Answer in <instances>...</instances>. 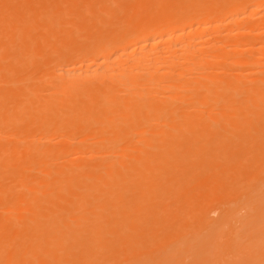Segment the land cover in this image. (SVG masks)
I'll return each mask as SVG.
<instances>
[{
	"label": "bare ground",
	"instance_id": "6f19581e",
	"mask_svg": "<svg viewBox=\"0 0 264 264\" xmlns=\"http://www.w3.org/2000/svg\"><path fill=\"white\" fill-rule=\"evenodd\" d=\"M158 1L64 57L51 7L0 0V264H264V0Z\"/></svg>",
	"mask_w": 264,
	"mask_h": 264
},
{
	"label": "rangeland",
	"instance_id": "374dc122",
	"mask_svg": "<svg viewBox=\"0 0 264 264\" xmlns=\"http://www.w3.org/2000/svg\"><path fill=\"white\" fill-rule=\"evenodd\" d=\"M51 1V2H50ZM54 1V2H53ZM76 1H77V3L79 4V6H78V4L76 3ZM86 1V2H85ZM92 0H41V2H42V6H46L47 8H50L52 11H51V14H52V18H53V29H54V31H55V29L57 30V31H55V33H54V40H55V45H56V51H57V53L58 54H60V53H64V54H62V55H64V57H66L65 55H67L68 54V51L70 52L71 50H72V52L74 53L75 51L77 52V51H80L81 49H83L84 48V46H86L85 47V49L87 50H89V51H87V55L88 56H93L95 53L93 52V49H92V51H91V49H90V47L92 48V47H96V43H97V40H100L101 39V37H103V35H102V33L104 32H106V35H108L109 34V31L110 30H108L109 28H110V26H108V29H107V25L109 24V25H111V29H115L116 27H122V18L124 19V18H126L125 16H122V13L124 14L125 12H126V10L127 9H129L128 7V5H130V6H138V8L140 9V11L145 7V9H143V10H148L149 8H147V7H149V5H150V7L152 6V7H155V5H156V1H158V0H123V1H121V2H124L123 4L120 2H118V1H120V0H100V2H101V4H102V2H103V5H100V2H99V0H96L97 1V3H96V1H92ZM129 1H130V3H129ZM137 3H136V2ZM153 1H154V3H153ZM176 1V2H175ZM207 2H205V5H204V3L202 4V3H199L200 2V0H183V2L181 3V4H179V3H177V0H162V4L160 5V0L158 1V4L157 5H159L160 6V10L162 11V12H164V13H169V12H175L176 10H178V9H180L183 13H187V14H191V13H198V12H200V11H202L205 7H207V6H212V4H216V5H220V6H223L224 4H226V1L227 0H225V2H224V0H221V2H220V0H212V4H211V0H206ZM213 1H215V3H213ZM49 2V3H48ZM68 2V3H67ZM80 2V3H79ZM95 2V3H94ZM132 2V3H131ZM135 2V3H134ZM139 2H140V4H139ZM171 4H170V3ZM192 2V3H191ZM217 2V3H216ZM223 2V3H222ZM46 3V4H45ZM105 3V4H104ZM118 3V4H117ZM128 3V5H126ZM191 3V4H190ZM209 3V4H208ZM45 4V5H44ZM53 4H54V6H53ZM57 4V5H56ZM75 4H76V7H75ZM165 4V5H164ZM172 4H174V5H172ZM199 4V5H198ZM202 4V5H201ZM223 4V5H222ZM50 5V6H49ZM95 7H94V6ZM105 5V6H104ZM108 5V6H107ZM110 5V6H109ZM119 5V6H118ZM124 5H126V7H125V11H124V8L122 7V6H124ZM141 5V6H140ZM144 5V6H143ZM183 5V6H182ZM198 5V6H197ZM215 5V6H216ZM88 6H90L91 8H93L92 10L90 9V7H88ZM102 6H103V8H102ZM107 6V7H106ZM143 6V7H142ZM167 6H168V8H167ZM178 6V7H177ZM244 6V5H243ZM242 6V7H243ZM66 9H65V8ZM142 7V8H141ZM166 7V8H165ZM57 10H56V9ZM100 8V9H99ZM106 8V9H105ZM111 8V9H110ZM119 8V9H118ZM127 8V9H126ZM137 8V9H138ZM147 8V9H146ZM74 9V10H73ZM117 10V12H115V10ZM122 9V10H121ZM138 9V10H139ZM98 10V11H97ZM99 10H100V13H99ZM106 10V11H105ZM81 11V12H80ZM91 11V12H90ZM118 11H119V14H118ZM113 12V13H112ZM191 12V13H190ZM93 13V14H92ZM102 13V14H101ZM107 13V14H106ZM261 13V14H260ZM258 15H257V13L256 14H254L253 15V17H251V18H249L250 20H242V21H240V24H239V22H237V24L240 26H262L263 24L261 23V22H263L264 21V17H262L263 15H262V13L263 12H260ZM121 14V15H120ZM140 14H141V12H140ZM139 14V16H137V19L134 21V23H133V25L135 24V25H138V24H136V23H142L143 21H144V15L142 16V15H140ZM87 15V16H86ZM99 15V16H98ZM101 15V16H100ZM112 15V16H111ZM116 15V16H115ZM118 15H119V18H118ZM225 15V16H224ZM81 16H83L84 18H83V20L81 19L82 17ZM110 18H109V17ZM146 16H151L150 18H153L154 16L153 15H146ZM63 17V18H62ZM65 17V18H64ZM80 17V18H79ZM103 17V18H102ZM118 18V20L120 19V23H119V21L117 22V18ZM227 17V15L226 14H223V21H221V23H223V24H221L220 23V25H224V28H223V26H218L219 27V30L220 31H218V32H216V30H215V28H214V30H213V28H211V29H209V33L208 32H203V33H205V35H206V38H207V36L208 37H210L212 40L211 41H215V39H216V41H219V39L220 38H223L222 40H225L224 38H225V35H226V40L228 39V37L229 36H231V35H228L227 33H226V31H227V29H228V27H230V26H232V25H234L235 23H233V24H231L232 22H229L228 21V19L226 18ZM260 17H262V18H260ZM69 18V19H68ZM92 18V22L93 23H91V19ZM108 18V19H107ZM116 20H115V19ZM140 18V19H139ZM254 18V19H253ZM81 19V20H80ZM86 19V20H85ZM94 19V20H93ZM103 19H105L104 21H105V23H107V24H105L104 23V21H103ZM112 19H114V21H116V22H112L113 20ZM62 20V21H61ZM64 20V21H63ZM76 20L78 21H80L79 22V24H78V22H76ZM107 20V21H106ZM112 20V21H111ZM127 20V18L126 19H124V26L123 27H127L128 26V20ZM138 20H140L139 22H138ZM253 20V21H252ZM257 20H259V23H257L258 21ZM104 23L105 24V26L101 23ZM146 21V20H145ZM55 22V23H54ZM63 22V23H62ZM197 22L198 21H195V24L194 25H197ZM83 23V24H82ZM95 23H98V24H96L95 25ZM112 23V24H111ZM116 23V24H115ZM226 23H228V26H227V24ZM248 23H250V24H248ZM256 23V24H255ZM86 24V25H85ZM88 24V25H87ZM89 24H91V25H93V29H92V26L91 25H89ZM120 24V25H119ZM226 24V25H225ZM247 24V25H246ZM81 26V28H80V26ZM85 25V26H84ZM102 26V28H104L105 27V29H103L102 30V28H101V26ZM116 25V26H115ZM87 26H90L91 27V30H90V27H88V31H85L87 28ZM96 26H98V27H96ZM100 26V27H99ZM112 26H114V28L112 27ZM226 26V27H225ZM119 27H118V29H119ZM68 28V29H67ZM69 28H70V30H69ZM101 28V29H100ZM84 29V30H83ZM94 29H96V30H94ZM216 29H218V28H216ZM82 30H83V32H82ZM92 30H94V31H92ZM99 30V31H98ZM112 30V31H113ZM187 30H189V28H187ZM196 30H198V31H196ZM212 30V31H211ZM61 31H63V32H61ZM67 31V32H66ZM79 31V32H78ZM103 31V32H102ZM115 31V30H114ZM113 31V32H114ZM193 32H188L187 33V35L190 33V36L188 35V38H187V35H186V38L184 37L183 39H181L180 40V42L182 43V44H186V42L188 43V42H191L192 41V43L196 40V41H198L199 39L198 38H200V37H202V39H203V37H204V40H205V35L199 30V29H195V30H192ZM200 31V32H199ZM216 32L215 34H214V32ZM224 31H225V33L226 34H224ZM57 32V33H56ZM90 32V33H89ZM91 32H92V34H91ZM97 32V33H96ZM213 32V33H212ZM221 32V33H220ZM60 33H61V35H60ZM70 33V34H69ZM94 33V34H93ZM103 33V34H104ZM108 33V34H107ZM111 33V32H110ZM207 33V34H206ZM72 34H73V36H72ZM201 34H203V35H201ZM78 35V36H77ZM105 34H104V36H106ZM193 35V36H192ZM221 35H223V36H221ZM93 36H95V37H93ZM97 36V37H96ZM199 36V37H198ZM212 36H214V37H212ZM216 36V37H215ZM219 36V37H218ZM236 37V35L235 34H233L231 37ZM68 37V38H67ZM74 37H76V41H74L75 39H74ZM87 37V38H86ZM94 39V42H93V45H89V43L88 44H86V39L87 40H89V41H87V42H90L91 41V39L92 38ZM190 37H192V38H190ZM260 37H264L263 35L262 36H256L255 38H258L259 40H260ZM64 38V39H63ZM85 38V39H84ZM195 38V39H194ZM61 39V40H60ZM68 39V40H67ZM84 39V41H82V42H85V44L84 43H82L81 41H78V40H83ZM131 40V41H129V40ZM185 39H186V41H185ZM189 39V40H188ZM63 40V41H62ZM95 40H96V42H95ZM133 40L134 39H132L131 37H129V38H127V41H129L130 43L131 42H133ZM201 40V39H200ZM221 40V39H220ZM221 40V41H222ZM78 41V42H77ZM210 41V39L208 38L206 41H204V43H207V44H210V43H212L211 41ZM179 42V41H178ZM180 42H179V44H180ZM203 42V41H202ZM92 42H90V44H91ZM95 43V44H94ZM203 43V44H204ZM83 44V45H82ZM167 43H165L163 46H165ZM206 44V45H207ZM72 47H71V46ZM205 44L204 45H202L200 48H198V49H200V50H202L205 46H206ZM65 46V47H64ZM68 46V47H67ZM90 46V47H89ZM167 46V45H166ZM169 46V45H168ZM82 47V48H81ZM196 47H198V46H196ZM208 48H209V45L207 46ZM206 47V48H207ZM202 48V49H201ZM206 48H204L203 49V52H205V51H207L208 49H206ZM66 49V50H65ZM190 50H191V48H189ZM193 49V48H192ZM195 49H197V48H194L193 50L195 51ZM197 49V50H198ZM138 50V49H137ZM167 50V49H166ZM189 50V51H190ZM193 50H191L190 52H192V53H190V54H193ZM184 53H185V51H183ZM78 53V52H77ZM77 53H75V54H77ZM89 53V54H88ZM182 53V52H181ZM184 53H182V55L184 56ZM72 54V53H71ZM75 54H73V55H69L68 54V57H70V56H76ZM186 54H187V52H186ZM186 54H185V56H186ZM246 54V53H245ZM244 54V55H245ZM264 53H262L261 55H263ZM83 55H78V57L77 58H79V57H82ZM189 55L187 54V57H188ZM190 56H192V55H190ZM245 56H249V55H245ZM264 56V55H263ZM76 58V57H75ZM36 64H38V63H36ZM32 69H34L33 71L35 72V70H36V72H40L42 69H43V67L42 68H40V66H36V65H34V67H32ZM43 71V70H42ZM42 72H40L39 74H41ZM111 210V209H110ZM106 211H108V210H106ZM109 213H111V211H109ZM108 213V214H109ZM217 214L216 213H212V216H216Z\"/></svg>",
	"mask_w": 264,
	"mask_h": 264
}]
</instances>
